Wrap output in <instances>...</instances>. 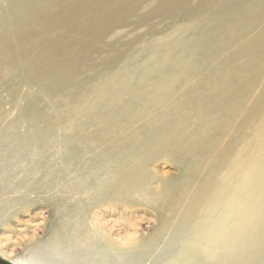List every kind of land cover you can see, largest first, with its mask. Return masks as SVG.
<instances>
[{"label":"bare ground","instance_id":"bare-ground-1","mask_svg":"<svg viewBox=\"0 0 264 264\" xmlns=\"http://www.w3.org/2000/svg\"><path fill=\"white\" fill-rule=\"evenodd\" d=\"M52 1L56 2L55 0ZM60 1L63 0L58 2L60 3ZM18 2L21 4L26 2L27 4L28 0H4L3 4L0 3V19H4L0 21V40L4 38V43L10 42L12 44V35L11 33L7 35L6 30L10 29L11 26L13 28L12 24L16 21L12 18L14 22L11 24L7 15L16 13L14 9ZM154 3L156 4V2ZM27 5L26 7H29V4ZM30 6L34 5L30 4ZM38 6L39 9H42L40 5ZM19 9L23 15L20 7ZM98 10L100 9L98 8ZM33 12L31 11V13ZM122 12H124V9ZM56 15L54 13L53 16L57 18L58 16ZM91 16L95 17L96 15L94 13ZM34 17L36 15L33 16L35 20ZM56 18L53 19L52 17L53 20L57 21ZM75 19L77 20V18ZM28 26H30V23ZM127 27L129 26L127 25ZM103 30L105 32L106 29ZM103 30L101 31L103 32ZM29 32L27 33L30 37ZM3 33L6 34L4 35ZM53 36L55 37L56 35L54 34ZM126 37L129 36L127 35ZM46 38L49 39L48 36ZM57 38L53 39L56 41L58 40ZM45 40L47 41V39ZM75 40L77 41V38ZM41 41L44 42L43 40ZM103 41L105 42V40ZM10 43L4 45L6 46L5 50L0 49V54H6L7 52L10 54L14 50ZM33 43L31 41V44ZM52 44L47 45L51 47ZM38 45L42 44L38 43ZM66 45L64 49H66ZM75 48L76 50L73 51L80 53V51H77V45ZM56 52L52 51L51 54H48L52 59H55L54 64H49L48 67H45L46 65L40 67L39 64V68H37L39 69L37 75L40 82L45 83L43 85L44 88H42L45 92L39 93L36 88L32 87L30 89L27 87L23 89V93L20 95L15 83L7 82V86H5L10 89L9 97L11 99L23 97L26 103L16 117V122L28 124L30 128L24 134H20L18 130H15L16 132L11 136V141H15L17 144L11 149L19 152L22 149L28 151L24 154L27 155L29 153L28 157L24 155H21V157L28 161V167L31 166V168L36 169L34 178H31L33 179V186L36 187L35 182H45L51 173L53 175V171L56 172L55 167L58 168L61 172L60 174H62L61 176H63V179L60 178L62 182L63 180H68L59 188L60 194L58 195L57 204L59 205L58 212L61 216H59L56 223L58 234H54V242L68 241L72 244L80 245L93 243L96 237L91 231L92 228L90 229L86 222L87 214L91 210V204L94 201L102 200L101 198L117 199L122 197L129 202H144L155 208L159 215V225L150 242L148 244L140 243L134 250H127L128 255L154 246L157 240L165 233V230L171 227L173 228L172 242L185 241L188 245L186 247L184 244V249L180 255H189V257L196 255L194 262L204 264H264V140H258L255 143H252V141L245 143L239 142L237 138L227 137V133L231 128L228 129L232 119L231 114H236L235 110L239 109V107L235 109L225 108L226 111L221 115L218 113L215 116L218 118L212 117V112L214 111L209 106L210 101L216 97L215 93L223 86V82L214 81L210 82L211 84L209 82H192L194 84L190 90L188 89L186 92L179 90L176 92L171 84H177L183 78H192L194 75L191 69L186 72V67L188 66L186 63L189 58L187 56L178 58V62L172 66L173 69L166 72L167 69L163 68L162 63L154 55L149 59H154L156 63L151 64L150 67L141 68L140 72L138 71L141 74L137 81L131 82V74L124 75L123 73L120 76H114L113 79L108 77L106 81H109V83L105 80H103V83L88 81L81 88H76L77 91L72 90L73 92L70 95L64 94L60 99V105L58 102L49 105L53 101L46 103L44 99L50 93H53L52 91L55 90L53 87H56L55 84L59 82L61 84L62 82L65 85L68 83L71 79L73 68H78L77 66L79 65L77 59L71 60L70 58L69 60L68 56V60L66 59L64 62V60L57 58L60 57L58 54L61 55L62 53ZM20 55L23 56L22 54ZM33 57H21L18 63L21 66L25 64L32 65ZM36 57L37 63L46 60L45 57H43L44 59L40 57L42 60L40 59L39 61L38 56ZM85 59L88 58L85 56ZM118 59L120 60V58ZM142 66L147 65L143 64ZM82 69L84 70V68ZM214 73L215 70L211 71L205 78L208 80L213 78ZM206 85L208 86L207 89H205ZM236 97H238V93L235 94ZM260 98L258 103L263 101L264 94ZM243 103L245 101L242 98L236 105L244 107ZM61 105L65 106L66 111L65 109L59 110L58 107H61ZM204 107L209 109L206 111ZM210 110L212 111L211 113ZM251 118L247 116L243 120L241 131L239 130L237 135H241L251 125ZM196 119H199L198 124L193 121ZM234 129H237V127L235 126ZM221 141H223L224 146L219 152H216L215 149ZM30 145L33 148H28ZM61 146L65 147V151L62 154L59 153ZM87 155L92 157L89 158L88 156L85 158ZM69 158L71 162H69ZM84 158L85 162L81 164L80 161L84 160ZM159 160H167L177 165L181 170L179 176L172 178L169 177L170 175L167 177L157 174L152 170L151 165ZM77 164H79L78 169L72 170V168H69V166ZM39 165H42V169L45 168L44 171L49 169L47 173L39 174L40 171H37L40 169L38 168ZM0 168H6L0 171L6 170L5 176L12 178L13 173L7 169L6 165ZM31 179L29 180L31 181ZM57 179H55V182ZM156 182L158 183L157 187L154 185ZM194 182H196L195 186H193ZM63 193L78 194L80 195L79 200H73L69 197V206L61 210ZM12 199H8L7 202L15 200L14 198ZM7 205L0 207V214L2 211L5 212V209L8 210ZM67 211L68 214L66 213ZM140 245L143 246L139 247ZM187 262L183 264H187ZM194 262H188V264H197Z\"/></svg>","mask_w":264,"mask_h":264},{"label":"rangeland","instance_id":"rangeland-1","mask_svg":"<svg viewBox=\"0 0 264 264\" xmlns=\"http://www.w3.org/2000/svg\"><path fill=\"white\" fill-rule=\"evenodd\" d=\"M42 1L28 0L27 4H29V7H26L28 6L26 2L22 4L18 2L14 9L16 13L7 15L11 24L16 21L12 24L13 28L11 26L10 29L6 30L7 35L9 33L12 35V44L10 42L4 43V38L0 40L3 42H0V49L6 48L4 45L9 43L14 49L10 52L11 55L8 52L0 54V167L6 165L7 169L13 173L12 178L6 177V170L1 172L2 169L6 168H0V207L8 204V210L5 209V212L2 211L0 214V264H183L187 260H189L188 262H194L196 255L191 257L189 255H180L184 249V244L186 247L188 245L185 241L172 242L173 228L171 227L165 230V233L157 240L154 246L128 255L127 250H134L140 243L148 244L150 242L159 225V215L155 208L144 202H129L122 197L117 199L101 198L102 200L94 201L91 204V210L87 214L86 222L90 229L92 228V233L95 234L96 239L93 243L80 245L72 244L68 241L54 242V234H58L56 223L59 216H61L59 215V205L57 204L58 195L60 194L59 188L68 180H63L62 182L63 176H61L62 174H60L61 172L58 168L55 167L56 172L53 171V175L51 173L45 182L37 183L34 181L36 187L33 186V179L31 178H34L36 169L31 168V166L28 167V161L21 157L28 151L22 149L19 152L11 149L17 144V142L11 141V136L16 132L15 130H18L20 134H24L30 128L28 124L16 122V117L26 103L23 97L11 99L9 97L10 89L5 86H7V82L15 83L20 95H22L23 89L27 87L30 89L34 87L39 93L45 92L42 90L45 83L40 82L37 75L39 69L37 68L39 66L42 67V65L48 67L49 64H54L55 59H52L48 54H51L52 51H57L62 53L61 55L58 54L60 57L57 58L64 60V62L68 57L69 60L70 58L71 60L77 59L80 65H76L78 68H73L71 79L66 83L67 85L59 82L55 84L56 87L51 86L55 90L44 99L46 103L53 101L49 105L56 102L60 105V99L64 94L70 95L71 92L77 91L79 87L81 88L88 81L103 83V80L106 81L108 77L113 79L114 76H120L121 73L124 75L131 74V82L137 81L141 74L139 73L141 68L150 67L151 64L156 63L154 59L150 60L154 55L162 63L163 68L167 69L166 72L173 69L172 66L178 62V58L187 56L189 61L186 63V65L188 64L186 72L191 69L194 75L192 78H183L177 84H171L174 90L176 92L179 90L186 92L194 84L192 82H223V86L215 93L216 97L210 101L209 106L214 111L210 110V113H213L212 117H215L218 113L221 115L226 111L225 108L235 109L239 107V109L235 110L236 114H231L232 119L228 129L231 128L227 133V137L237 138L239 142L247 143L252 141V143H255L258 140H264V99L258 103L261 99L260 97L264 94V0H86V2L85 0H63L64 3L60 1L61 4L58 2L59 0H55L58 3L52 0ZM3 2L4 0H0V3L3 4ZM37 3L42 9H39ZM30 4L34 6L31 7ZM21 5L24 9H22ZM45 5L47 6L45 7ZM128 8L129 10H127ZM29 9L32 12L34 9L38 10H34L31 13ZM123 9L124 12H122ZM59 10L62 11L60 12ZM54 13L57 14V18L53 16ZM94 13L96 16L92 17L91 14L93 15ZM32 14L33 16L36 15L37 18L40 14V20L36 17H34V20ZM50 15L52 16L49 18ZM52 17L53 19L56 18L57 21L53 20ZM12 18H14V21ZM113 18L114 20H112ZM3 20V18L0 19V21ZM33 21L35 22L33 23ZM29 23L30 26H28ZM116 23L119 24L117 25ZM73 24L76 25L74 26ZM67 26H70L69 29ZM61 27L64 30L60 29ZM103 29H106L105 32L107 31V33ZM97 30L100 31L98 32ZM27 32H29L30 37ZM54 34L58 37L55 36L58 39L56 41L54 40L56 39L53 36ZM64 34L68 35L64 36ZM259 34L261 35L259 36ZM127 35L129 37H126ZM45 36H48L49 39ZM75 38H77V41ZM126 38L128 41L125 40ZM62 39L64 40L62 41ZM31 41L34 43L31 44ZM38 43L42 45H38ZM80 43L82 44L79 45ZM34 44L36 47L33 46ZM47 44H52V48ZM65 45L67 46L66 49H64ZM76 45L81 49L77 48L80 53L73 51L76 50ZM46 46L48 47L46 48ZM104 46H107L106 49ZM32 48L36 49L33 50ZM104 51L106 52L102 53ZM27 53L29 58L34 56L33 60L35 63L33 61L32 65L25 64L27 67L25 65L21 66L18 62L21 57H27ZM36 56H38L39 61L41 58L44 59L43 57L46 60H43L44 63H37L35 60ZM85 56L88 59H85ZM60 59L56 60L59 61ZM142 63L147 66H142ZM36 65L39 66L37 67ZM214 70L213 78L209 80L205 78ZM33 71L35 72L33 73ZM97 74L99 75L97 76ZM32 78L34 79L32 80ZM106 82L109 83V81ZM77 83L79 84L77 85ZM207 88L208 86L206 85L205 89ZM237 93L238 97L235 98ZM242 98L245 101L243 103L244 107L236 105ZM58 108L66 111L63 105ZM208 109V107H204V110L207 111ZM247 116L252 117L250 119L252 121L251 125L241 135H237L242 127L243 120ZM198 120L193 121L198 124ZM235 126L237 129H234ZM22 141L26 143L24 139ZM223 146V141H221L215 151L219 152ZM28 148L33 147L30 145ZM59 151L62 154L65 151V147L61 146ZM24 156L28 157L29 153ZM88 156L89 158L92 157L87 155L85 158ZM85 158L80 161L81 164L85 162ZM69 162H71L70 158ZM77 165L69 166V168H72V170L78 169L79 164ZM38 168L40 169L37 171H40L39 174L41 175L49 170L46 169L47 171H44L45 168L42 169V165H39ZM151 168L160 176L168 177L170 175L169 177L177 178L181 173L177 165L167 160H159L152 164ZM56 178L58 179L55 182ZM154 185L157 187L158 183L156 182ZM195 185L196 182H194L193 186ZM63 194L61 210L69 206V197L73 200H79L80 196L75 193ZM12 198L15 199L13 202H7L8 199ZM66 213L68 214V211ZM142 246L140 245L139 247ZM194 263L204 264L200 262Z\"/></svg>","mask_w":264,"mask_h":264}]
</instances>
